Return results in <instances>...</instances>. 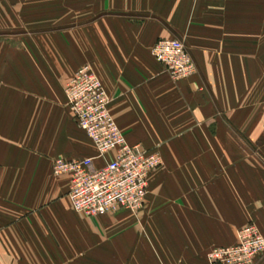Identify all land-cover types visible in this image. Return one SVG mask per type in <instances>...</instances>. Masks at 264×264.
Listing matches in <instances>:
<instances>
[{
	"label": "crops",
	"instance_id": "obj_1",
	"mask_svg": "<svg viewBox=\"0 0 264 264\" xmlns=\"http://www.w3.org/2000/svg\"><path fill=\"white\" fill-rule=\"evenodd\" d=\"M255 1L73 0L68 27L0 46V264H64L65 238L72 262L208 264L250 221L264 237V157L251 151L256 141L234 138L238 123L219 122V105L232 118L254 92ZM172 38L198 68L177 82L151 52ZM85 66L126 142L162 159L138 213L96 224L72 210L69 178L52 172L58 157L96 155L64 94Z\"/></svg>",
	"mask_w": 264,
	"mask_h": 264
},
{
	"label": "built area",
	"instance_id": "obj_2",
	"mask_svg": "<svg viewBox=\"0 0 264 264\" xmlns=\"http://www.w3.org/2000/svg\"><path fill=\"white\" fill-rule=\"evenodd\" d=\"M151 52L174 82L197 73L182 40H159ZM64 94L73 121L96 149L92 158L58 157L53 162V175L70 180L67 198L72 210L87 216L138 213L147 196L149 177L162 164L160 154L126 142L110 114V99L89 66L82 67L68 80ZM96 161H101L102 166L97 167ZM262 255L264 238L255 225H248L238 232L234 245L209 251L207 261L253 264Z\"/></svg>",
	"mask_w": 264,
	"mask_h": 264
},
{
	"label": "rangeland",
	"instance_id": "obj_3",
	"mask_svg": "<svg viewBox=\"0 0 264 264\" xmlns=\"http://www.w3.org/2000/svg\"><path fill=\"white\" fill-rule=\"evenodd\" d=\"M72 4L73 0H0L1 48L10 46L13 49L15 47L17 49H22L24 43L29 40H33L34 43H36L40 38L39 36L47 33H55L64 29L63 27H68L72 22ZM255 5L257 51L254 92L250 97L248 109L246 106L235 108L234 110L235 112L237 111V115L232 118H228L226 115L227 112L224 114L219 105V122L230 125V129L233 123H235V125L238 123L241 128L236 126L237 129L234 128L236 131H231L234 138L256 141L257 146L256 148H252L251 151H255L254 154L256 156L264 157V0H256ZM6 49L0 50V60L7 59ZM1 69L2 68H0V73ZM241 86L246 88L247 84ZM230 119L233 121L231 122ZM54 215L55 213H53V211L51 212L49 207V235L51 236L56 235ZM118 215H120V213L110 214L108 216L117 217ZM79 217L95 224L100 219V216H87L83 214H79ZM248 225L255 224L253 221H250ZM258 231L260 232L259 229ZM260 234L262 235L261 232ZM68 236L70 237L71 235ZM72 247L73 244L65 238L64 264H87L86 259L74 262L71 261ZM253 264H264V255L258 256Z\"/></svg>",
	"mask_w": 264,
	"mask_h": 264
}]
</instances>
